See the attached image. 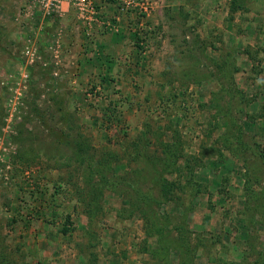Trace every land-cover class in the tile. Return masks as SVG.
Here are the masks:
<instances>
[{
	"label": "rangeland",
	"instance_id": "obj_1",
	"mask_svg": "<svg viewBox=\"0 0 264 264\" xmlns=\"http://www.w3.org/2000/svg\"><path fill=\"white\" fill-rule=\"evenodd\" d=\"M86 1L0 0V264L250 263L264 0ZM146 195L168 211L159 239Z\"/></svg>",
	"mask_w": 264,
	"mask_h": 264
},
{
	"label": "trees",
	"instance_id": "obj_2",
	"mask_svg": "<svg viewBox=\"0 0 264 264\" xmlns=\"http://www.w3.org/2000/svg\"><path fill=\"white\" fill-rule=\"evenodd\" d=\"M202 78V77H201ZM201 78H198L196 79V82L198 83ZM228 109V108H227ZM107 118V117H106ZM108 119V118H107ZM215 127H217L218 125H214ZM177 135V134H176ZM235 143H239L241 144V141H239L241 139V136L240 134L236 135L235 137ZM173 142V144H167V143H164V144H160V148L162 149V154H163V157H158V160L156 158L155 162H150L149 164H151V168L154 169L158 163H162V165H165V167L167 165H169L171 163V161H174L173 158L175 157V154L177 153V145H178V135ZM149 142L148 140H146V145H148ZM175 145V146H174ZM248 149V146L246 147V150ZM171 150V151H170ZM171 165H174V163H172ZM157 175V174H156ZM254 191L251 190V192ZM256 193H258L256 190L254 191ZM249 193V191H248ZM166 194H164L165 196ZM137 196H139L137 194ZM140 197V196H139ZM145 199L144 201L145 202V205L147 206H152L153 205V202H154V205L156 206L154 211L148 209L146 211H141V213L143 215L145 214H149L148 217L144 216L145 220H146V225H145V234L147 237H154V235H156L158 237V239L164 235H168L170 234L167 226H169L170 224L168 223V218H169V215H168V211L164 210V211H158L157 209H160L161 207V199L160 198H156L154 199L151 195H146L144 196ZM173 199V198H172ZM174 201V199H173ZM136 203V200H133L132 201V204H135ZM164 221V225L163 224H160L159 221ZM170 221V220H169ZM176 230H177V235H179V238H182V231L179 233L180 230H182V228L180 229L179 226L176 227ZM66 230H64L63 232H65ZM156 251V250H155ZM236 264V263H234ZM248 264H264V253L263 252H260L259 253V256L254 258L250 263Z\"/></svg>",
	"mask_w": 264,
	"mask_h": 264
},
{
	"label": "built area",
	"instance_id": "obj_3",
	"mask_svg": "<svg viewBox=\"0 0 264 264\" xmlns=\"http://www.w3.org/2000/svg\"><path fill=\"white\" fill-rule=\"evenodd\" d=\"M63 1H67L71 4H73L74 6H76L77 10H82V6H86L87 9H90L91 11V6L89 5V3H87L86 0H41L42 4H44V8L47 11V13L49 14L50 12H56L57 9L59 8L60 4ZM77 6L79 8H77ZM81 7V8H80ZM50 13V14H51ZM49 14V15H50ZM93 14V13H92Z\"/></svg>",
	"mask_w": 264,
	"mask_h": 264
}]
</instances>
